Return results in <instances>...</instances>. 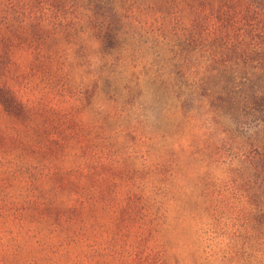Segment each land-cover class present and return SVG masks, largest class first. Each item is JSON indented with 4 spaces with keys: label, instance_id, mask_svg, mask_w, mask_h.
<instances>
[{
    "label": "rangeland",
    "instance_id": "1",
    "mask_svg": "<svg viewBox=\"0 0 264 264\" xmlns=\"http://www.w3.org/2000/svg\"><path fill=\"white\" fill-rule=\"evenodd\" d=\"M0 264H264V0H0Z\"/></svg>",
    "mask_w": 264,
    "mask_h": 264
}]
</instances>
